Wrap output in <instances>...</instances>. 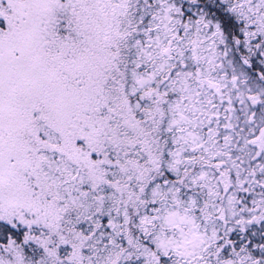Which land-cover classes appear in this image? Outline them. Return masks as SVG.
I'll use <instances>...</instances> for the list:
<instances>
[{"label":"snow or ice","instance_id":"6c2138e0","mask_svg":"<svg viewBox=\"0 0 264 264\" xmlns=\"http://www.w3.org/2000/svg\"><path fill=\"white\" fill-rule=\"evenodd\" d=\"M0 264H264V0H0Z\"/></svg>","mask_w":264,"mask_h":264}]
</instances>
